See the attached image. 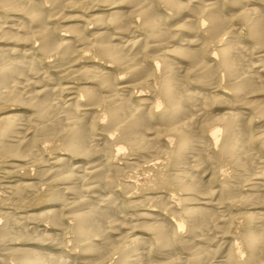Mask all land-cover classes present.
Masks as SVG:
<instances>
[{"label": "bare ground", "instance_id": "1", "mask_svg": "<svg viewBox=\"0 0 264 264\" xmlns=\"http://www.w3.org/2000/svg\"><path fill=\"white\" fill-rule=\"evenodd\" d=\"M79 4L97 7L94 31L77 15L58 34L55 23L68 18L62 12L45 13L38 0H0V11L15 15L0 16V164L34 162L48 184L65 185L28 200L55 204L22 216L41 225L39 233L13 231L12 215L2 214L7 256L15 264H264V213L255 210L264 208V126L252 125L264 120V0H68L64 7ZM90 58L112 67L80 66ZM68 79L84 82L62 84ZM134 87L149 89L154 102H133ZM110 141L133 152V165L150 158L142 161L148 182L119 183L123 167L110 164ZM47 149L74 163L55 156L46 168ZM161 153L171 156L169 172L154 162ZM117 186L149 194L116 202ZM36 192L32 181L11 186L19 198ZM129 207L143 210L127 216ZM245 207L251 212L239 213ZM162 210L166 219H158ZM65 231L75 248L47 251L65 243Z\"/></svg>", "mask_w": 264, "mask_h": 264}, {"label": "rangeland", "instance_id": "2", "mask_svg": "<svg viewBox=\"0 0 264 264\" xmlns=\"http://www.w3.org/2000/svg\"><path fill=\"white\" fill-rule=\"evenodd\" d=\"M67 1L68 0H62V1L59 0L57 2V4L53 6L50 3L44 2V0L43 1H41V0L39 1L38 0V2H41V7L43 9V12H45V13L46 12L47 13H53L55 11H60L63 14H65L66 16H68V18L66 20H61V21H58L57 23H55V27L57 28L58 34H63L64 33V31H63V26L65 25L64 22L69 21V19H70L69 17L77 16V15L82 17L81 18L83 20L82 22L87 27V29H89V33L91 31H94L95 27L90 22L89 16L92 13H96L98 11V10H94V9H97V7H94V9H91V8H86L87 6L86 7H81L82 4H79V5H77L75 7L76 10L72 11V10L67 9V8L64 7V5H65V3ZM226 11H227L228 14H235L236 13L235 10L230 9L229 7L226 8ZM0 16H4V17L8 18L9 16L12 17V16H15V15L14 14L13 15H8V14L2 13L0 11ZM235 24L238 25V24H241V22L236 21ZM241 40H242V42L244 43L245 46H250V44L248 43V37L246 36V30H242L241 31ZM34 46L37 47V43L36 42L34 43ZM90 65H95V66L99 65V66L105 67V68H111L112 67V66H110V63H108L106 61H103V60L101 61L98 58H96V59L95 58H90V59L82 60L81 63H80V66H90ZM51 71H53V70H51ZM67 81H71V79L63 81L62 84L67 83ZM71 82H75V85H80V84H83L84 81L83 80L82 81H74V80H72ZM197 89L198 88L194 87L193 85H191L189 87V90H197ZM130 95H131V99H132L133 102L138 101L139 97L140 98L149 99L152 103L154 102V99H155V97L153 96L151 91L149 89H146V88L142 89V88L134 87V89L130 90ZM77 96L82 97V94L78 93ZM61 100H62V103L67 101V96H66L65 93L61 96ZM159 106L160 107L157 108L158 112L163 110V108H162L163 105H159ZM214 113H218V111H215ZM252 125H253L254 128H258V126H264V120H257L256 118H254V119H252ZM109 134L110 133L103 132L101 130L96 131V136L98 138H100V139H108L107 137L109 136ZM111 136H113V135H111ZM208 137H209V133L206 134V138H208ZM52 138H54V140L51 141V139H50L48 141L49 144H53L55 139H57V137H52ZM113 138H115V136H113ZM112 140H114V139H112ZM116 141H114V142L110 141L109 142V143L112 142L109 145V147H110V152L109 153L111 155L110 164L111 165H120V166L123 167L122 171L124 172L123 173L124 175L121 172L122 175L118 176V178H117L119 183L125 182V181H129V180L130 181H135L136 180L135 182H137L138 184H140V183L144 184V183L148 182L149 179H146V178L151 176L150 174H152V173L148 172V170L143 169L142 166L144 165L143 164L144 162H142V161H146V160H148L150 158H141V159H139V164L135 165V164H137L138 161H136L135 155L132 154L133 152H131V150L128 149V148L126 149V147L125 148L123 147L124 149L120 148L121 145H118L119 143L117 144L118 141L117 142ZM173 143H174V141L172 142V145H173ZM37 144L43 146L44 143L42 141H39V142H37ZM115 145L117 146V148H116ZM254 149H256V147ZM48 150L49 149H47L43 153V160L45 161L46 168H52L54 166L53 162L55 160L54 159L55 156H61L64 159L69 160L70 163H74V159L70 158L68 155L64 154L63 152L57 151V150H55V151H51V150L48 151ZM259 156H260L261 159H264V152H261ZM155 159H154L155 160L154 162H159V164H161V168H162L163 172H169L171 170L172 164H170V162L171 163H173V162H172L170 154L161 153L158 156H156ZM133 163H135V164L133 165ZM126 166H129V167H126ZM138 166H139V168H138ZM10 170H15V171H17V173L16 174H11V173H9ZM228 171L229 170L225 168V169H223L222 174H224V172H225V174L227 176L229 175L228 177H230L231 174H229V173H231V172H228ZM43 172H44V169L38 168L36 163H34V162H32V163L31 162H23V163L14 162L11 165H7V164L1 165L0 164V226H2L4 224V219L2 218V214L10 213L12 215V217H13V219L10 222V224H11L10 227L12 229L14 228L13 231L20 232V231H24V229H25V231H29L28 233H33V234L34 233H39L41 231V228H42L41 225L38 226V225L33 224V223L29 224V222H25L23 220L22 216H25L26 213L28 214V213H31V212H38V210L43 209V208L52 209L55 204H53V202H52V204H50L48 201H46V199H44L41 202V204H35V205H34V203L29 202V201H31L33 199L34 195L35 196L36 195H41L42 192L45 195L46 194L45 191L50 193V192H53V191L63 190V188L65 187V185H59L58 183H55V182L48 184L49 181H44L43 178H42ZM149 178H151V177H149ZM23 180L32 181L33 183H35L37 185V192H36L37 194L34 193L32 195V194L25 193L24 195L20 196V198L17 197V196L15 197L14 195H12L11 186H13L14 184L20 183ZM119 188L120 187L117 186V189H116L117 193H114V195H113L114 198H116V200H115L116 202H119V200L123 201V199H125V198H126V200L127 199H129V200L130 199L131 200H136V199L140 200L141 199L142 200V198L145 195L147 196L149 194V192L148 193L147 192L144 193L145 190L144 191L141 190L140 192L138 190L139 193L137 192V190L128 191V192L124 193V191H122ZM242 190H243V192H246V187L243 186ZM135 192H137V193H135ZM60 197L63 200L61 201V199H60V202H57V203L64 202L65 199H66L65 198L66 196L64 194H61ZM138 198H140V199H138ZM43 202H45L46 204L43 203ZM150 204H147L146 208H152V206H150ZM48 205H50V206H48ZM127 209H126L127 216H131V215H134L135 213L142 212L143 207H142V209L141 208L140 209L139 208L136 209V208H133V207L132 208L129 207ZM144 209H145V207H144ZM255 210H257V212L264 213V208L260 207V208H256ZM162 211H161V213H159V215H158L159 218L158 219H162V218L166 219L168 217V215H167L168 213H166V211H163V212ZM247 212H251V207H245V208H243V209H241L239 211V213H247ZM236 213H238V212H236ZM25 227H27L29 230L28 229L26 230ZM34 228H36V229H34ZM183 229H186V227H184ZM63 236L65 238V241H64L65 243H63L58 248L49 247V249L47 251H50V252H56L57 251V252H61V253H70L71 252V248H75L74 247L75 246L74 243L70 239L71 238V234L70 233H66V231H65ZM2 247H4V248L6 247L7 249L5 248V250H4V248H2ZM7 254H8V247L5 246V245L0 246V260L2 259L4 264H15L14 261H11L12 259L7 256ZM5 258H7L6 261H4ZM110 259L111 260H109L107 262L111 264V261H113V260H112V258H110ZM75 262L77 264H79L81 262V260L77 259V260H75Z\"/></svg>", "mask_w": 264, "mask_h": 264}]
</instances>
